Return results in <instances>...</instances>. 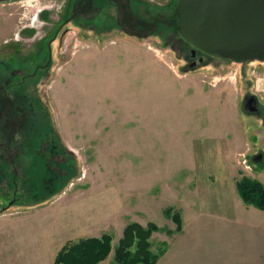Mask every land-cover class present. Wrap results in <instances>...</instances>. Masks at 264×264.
Segmentation results:
<instances>
[{"label": "rangeland", "instance_id": "1", "mask_svg": "<svg viewBox=\"0 0 264 264\" xmlns=\"http://www.w3.org/2000/svg\"><path fill=\"white\" fill-rule=\"evenodd\" d=\"M61 1L0 3V67L30 64L33 73L47 62L40 53L45 44H37L63 21L56 12ZM131 1L139 19L155 25L153 30L138 35L113 30L95 13L93 20L80 19L63 29L47 73L9 81V88L28 95L27 107L33 104L39 114L34 131L41 132L32 142L40 147L26 150L29 162L41 164L39 159L50 157L64 168H58V192H47L43 201L33 194L41 189L31 183L30 170H21L24 157L13 163L19 168L15 175L7 164L14 161L12 152L0 148V264L10 261L9 244L51 247L62 234L70 239L65 245L110 236L109 264H118L116 250L125 229L150 223L159 229L150 252L161 256L170 249L156 264H179V239L170 235L180 232L173 216L181 218L184 204L189 212L194 203L188 190L216 182V167L229 163L251 180L264 177L243 162L252 135L264 140V128H259L264 61L236 63L201 53L204 62L191 68L194 48L176 29L180 0ZM248 95L259 99L261 117L242 111ZM55 146L60 155L51 156ZM24 180L29 183L23 185ZM14 228L33 233L20 242L9 234ZM94 231L102 235L85 236Z\"/></svg>", "mask_w": 264, "mask_h": 264}, {"label": "crops", "instance_id": "2", "mask_svg": "<svg viewBox=\"0 0 264 264\" xmlns=\"http://www.w3.org/2000/svg\"><path fill=\"white\" fill-rule=\"evenodd\" d=\"M216 168V173H219L216 182H201L195 190H188L187 195L194 203L189 212L184 204L181 230L170 235L179 239V264H264V210L246 202L238 188L239 182L248 177L231 163ZM225 172H229L227 177L223 175ZM260 172L264 174V171ZM255 180L264 184V177L256 176ZM55 189L53 195L59 190ZM16 229H13L15 233L10 231L9 234L18 237L20 242H25L21 237H29L33 233L27 231L25 234ZM101 235L100 231H94L85 236ZM68 240L62 234L51 247L37 243L16 247L9 244L6 248L10 251V261L7 263L54 264ZM169 252L167 248L159 256L158 263ZM99 264H109V257Z\"/></svg>", "mask_w": 264, "mask_h": 264}, {"label": "flooded vegetation", "instance_id": "3", "mask_svg": "<svg viewBox=\"0 0 264 264\" xmlns=\"http://www.w3.org/2000/svg\"><path fill=\"white\" fill-rule=\"evenodd\" d=\"M131 3L133 4L131 0H62L61 5L59 6L60 9L56 10V12L61 11L63 21L58 22V25L56 26L54 25V32L50 37L44 36L37 44V46L39 44H45L41 48L40 53L43 52L44 56H42V58L47 55V62L43 65L39 64L33 73H30V64H28L29 67H23L19 65L18 68L15 67L14 69H10V67H0V76L2 75L3 77L1 79L2 81H0V88L3 91V96L0 95V139L4 140L1 143L0 148H4L7 154L12 152L11 157L14 159V161H7V164L9 166H13V172L15 175L18 174L19 168L16 167V165L14 166L13 163L18 159L22 161L21 157H24V167L21 170L24 171V169L26 170V168H28L31 173L33 172L34 174H29L32 179L31 183L38 184V187L41 189L39 193H33L35 197L45 199L47 192L49 195L53 189L58 187L60 182L58 174L59 169L64 167L63 165H60L58 161H55V163L51 162L52 159L50 157L44 158L41 154L40 157L42 158L39 159L42 161L41 164H32L29 162V157H27L28 154L26 153V150L34 147L35 145H37V149L40 147L35 143V141L32 142L35 137L40 135L39 132H41L38 131L37 128V131H34L35 126H37V121L39 120L37 119L39 114L36 109L33 110V104L29 105L30 108L27 107L26 97L28 95L20 94L19 91H15L16 89L9 88L11 85L9 84V81H11L13 77L17 78L18 76H23L24 79L27 77L32 79L33 77L35 78L39 75H44L47 73L51 65L53 46L59 40L63 29L68 24L74 23L80 19L84 20L90 17V19L92 18L91 20H93L95 13H98L97 15L100 14V20H102L103 23L111 27L113 30H125L134 35L153 30L155 25L146 23L145 19H139L137 14L138 12L135 10V6H133ZM55 9L57 8L55 7ZM48 15H50L49 11L45 12L43 17L46 18ZM155 20L156 22L160 21V19ZM168 22H170V24H174L173 20ZM68 32V29H66L64 32L65 35ZM198 61L199 63L204 62V57L202 56L201 52L192 54L191 51V68L196 67ZM22 63H25V61H22ZM4 70H6L7 74ZM26 72L27 74H25ZM4 76H11V78H5ZM21 83L22 80L20 83L15 84V86H20ZM242 111H246L247 116L250 118L261 117L262 109L259 99L255 95H248L245 97L244 101L242 102ZM260 127L264 128V121L262 122V125L259 126V128ZM29 135L30 137H28ZM252 136V144L247 147L245 152L246 154L243 155V162L248 171L256 174V172L261 173L260 171H264V140H260V137L257 134ZM56 149V146L53 147L51 156L52 154L58 156L59 152L58 149ZM38 151L40 152V150ZM32 154L34 155L39 153ZM250 161L254 164L251 165ZM257 166L259 169L256 170ZM45 175L49 176H46L45 178ZM26 177L27 176L24 175V178ZM24 183L28 184L29 182L24 180L23 185ZM44 188L46 190H44Z\"/></svg>", "mask_w": 264, "mask_h": 264}, {"label": "water", "instance_id": "4", "mask_svg": "<svg viewBox=\"0 0 264 264\" xmlns=\"http://www.w3.org/2000/svg\"><path fill=\"white\" fill-rule=\"evenodd\" d=\"M177 16L176 29L194 48L192 54L264 61V0H180Z\"/></svg>", "mask_w": 264, "mask_h": 264}, {"label": "trees", "instance_id": "5", "mask_svg": "<svg viewBox=\"0 0 264 264\" xmlns=\"http://www.w3.org/2000/svg\"><path fill=\"white\" fill-rule=\"evenodd\" d=\"M238 188L246 202L255 205L260 210H264V185L261 182L244 178L239 182ZM173 220L180 231L182 223L179 214L174 215ZM158 230V227L153 223L146 227L139 224L127 227L116 250L117 263L156 264L159 256L150 252V246L151 237ZM111 246L112 238L108 235L101 238L69 242L59 253L55 264H99L108 258ZM134 246H136V251L133 253L131 249Z\"/></svg>", "mask_w": 264, "mask_h": 264}]
</instances>
